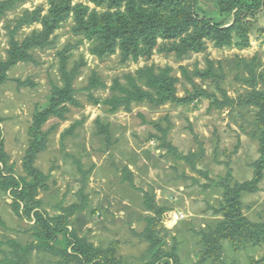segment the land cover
Returning a JSON list of instances; mask_svg holds the SVG:
<instances>
[{
    "label": "rangeland",
    "instance_id": "374dc122",
    "mask_svg": "<svg viewBox=\"0 0 264 264\" xmlns=\"http://www.w3.org/2000/svg\"><path fill=\"white\" fill-rule=\"evenodd\" d=\"M50 1L17 0L13 9L0 16V62L8 61L11 49L7 28L12 30L26 11L41 9L42 15L48 14ZM70 1L72 8L82 4L89 10L104 11L88 0ZM239 2L249 4L251 0ZM194 12L211 22L222 19L216 0H197ZM75 16L71 10L60 22L50 35L52 45L28 51L36 64L19 61L7 70L9 80L0 86L1 135L15 175L24 176L28 132L35 111L47 105L52 85L62 87L59 52L73 45L67 54L68 67L80 68L73 82L77 90L74 97L80 106L70 105L64 120L51 118L43 125L42 131L48 132L47 146L33 164L46 176L38 191L39 212L46 218L62 216L67 222L56 236V245L71 240L75 232L97 250L113 256L116 264L149 263L152 254L146 238V218L154 215L143 206L148 194L157 208L167 210L156 219V242L161 238L162 248L175 250L178 264H213L200 261L205 248L201 234L211 232L225 218L220 212L224 204L220 183L227 174L231 185L252 182L253 166L261 155L256 122L259 109L244 105V100L253 90L264 91V6L255 17H244L243 24L250 28L246 47L239 46L242 40L233 35L228 47L217 48L208 42L205 52L191 53L183 59L155 51L149 61L125 64L120 63L118 55L106 59L92 55L90 49L95 42L75 34ZM231 24L232 20L225 26ZM40 31L41 23L24 27L16 35L19 46L24 49L32 35ZM207 60L214 62L218 81L191 76L195 68L204 71ZM244 61L253 62L252 73L240 64ZM146 65L172 67L179 78L177 96L193 98V103H167L161 107L143 103L134 105L130 113H107L102 102L111 95L108 88L112 81L117 78L124 83L126 74ZM181 66L191 80L181 75ZM93 72L108 87L91 92L97 103L91 102L84 90ZM251 74L255 86L246 82ZM17 80L25 85H18ZM100 125L106 127V132ZM188 156L196 157L192 163L181 159ZM125 173L127 180H123ZM240 200L243 215L253 223L264 224V171L255 191H243ZM71 205L85 207L65 218L63 209ZM175 213L181 219L173 224L168 219ZM28 218L19 217L9 193L0 190V241L30 243L34 220ZM220 248V261L215 264H256L264 256V242L254 239L225 240ZM2 249L5 253L10 250L6 246ZM67 252L71 257L65 261L63 256L34 250L24 264H81L80 257L73 258L71 247ZM2 257L0 251V260ZM157 264H164V260Z\"/></svg>",
    "mask_w": 264,
    "mask_h": 264
},
{
    "label": "trees",
    "instance_id": "16d2710c",
    "mask_svg": "<svg viewBox=\"0 0 264 264\" xmlns=\"http://www.w3.org/2000/svg\"><path fill=\"white\" fill-rule=\"evenodd\" d=\"M95 8L103 7L102 12L89 10V7L77 4L71 7L70 0H51V10L48 14L42 15V10L33 12L26 11L16 20L14 28L8 27L9 44L8 61L0 62V86L8 82L7 70L18 63L33 62L36 64L32 54L28 51L33 49H44L52 45L50 35L63 22L69 12L73 10L76 18L75 34L85 38H91L95 46L90 49V53L97 58L106 59L113 55L119 56L121 64L127 62H137L140 59L149 61L156 51L159 54L173 55L178 59H183L191 53L205 52L207 43H214L215 47H228L232 44L233 35L241 39L239 46H248V31L250 28L244 17H255L264 6V0H251L249 4L241 3L239 0H216L220 10L219 22H211L206 17H200L195 12L197 0H88ZM17 0H5L0 2V16L3 17L6 11L15 7ZM67 5V8L64 7ZM69 12H68V11ZM66 11V12H65ZM68 12V13H67ZM66 13V14H65ZM232 20L230 26L226 23ZM41 23L43 31L35 32L30 43L22 49L16 39L17 33L24 27ZM73 45L68 44L59 52L60 66L58 69L62 87L52 85L48 103L42 110L35 111L32 124L29 127V144L25 152L23 162L24 176L17 177L13 164H9L10 158L4 149V140L0 129V190L9 193L12 205L19 217H30L33 224L30 227L32 241L28 244H20L15 240L5 242L0 241V251L3 254L0 264H24L34 250L49 253L52 256H63L67 261L71 255L67 249L72 248L74 259L83 264H116L113 256H109L103 251L97 250L92 243L84 238H80L75 232L71 233V240H64L61 246L56 245V236L61 234L64 226L67 225L62 216L56 218H46L38 210L40 200L38 191L43 188L46 176L34 167V161L40 151L47 146L48 132H43V125L51 118L59 120L65 119V114L69 112V106L78 107L80 103L74 95L77 90L73 87V82L78 74L79 66L69 69L67 55ZM255 59V58H254ZM219 64V63H218ZM247 71H254L253 62H241ZM220 64L218 69H220ZM181 75L188 80L191 76L201 80H219V74L215 71L214 62L207 60V68L200 72L195 68L193 74L187 72L184 67H180ZM247 79L248 84L255 86V77ZM179 78L173 74V68L166 66L158 68L154 65H146L137 69L133 74L124 76V83L115 78L108 88L100 77L93 72L88 79V84L84 88L88 92V98L93 103L97 99L91 94L97 89L108 88L111 95L104 99L102 105L106 107L107 113L114 114L119 111L130 113L134 105L147 103L153 107H161L167 103L190 104L193 98H179L177 96L176 85ZM18 85L24 86L25 83ZM244 105H254L258 107L256 114L257 130H260L259 152L260 158L255 163L254 178L252 182L244 185H231V176L227 174L220 183L224 188V204L220 212L224 215V220L209 233H202L205 245L201 253V262L211 261L213 264L220 261V250L222 241L243 240L244 242L255 241L264 242V224L249 221L242 213V202L240 200L243 191H255L256 185L262 179L264 171V91L253 90L245 98ZM98 124V123H97ZM100 128L106 132V127ZM196 156L181 158L187 163H192ZM123 180H127V176ZM144 209L152 213L153 217L146 218L148 222L146 238L150 242L149 251L152 254L151 261L147 264H157L164 260V264H178V257L175 250L166 251L162 248L163 239H157L154 235V225L157 217L167 211L165 207L157 208L153 196L145 194L143 201ZM84 205L79 207L71 205L63 209L70 217L76 212L84 209ZM21 210V212H20ZM9 247L5 253L2 247ZM256 264H264V256Z\"/></svg>",
    "mask_w": 264,
    "mask_h": 264
},
{
    "label": "built area",
    "instance_id": "2783aa9c",
    "mask_svg": "<svg viewBox=\"0 0 264 264\" xmlns=\"http://www.w3.org/2000/svg\"><path fill=\"white\" fill-rule=\"evenodd\" d=\"M180 216H181V215L178 214V213H177V214L175 213L173 216L170 214L168 220H170L171 223L175 224V223H177L178 221H180V219H181ZM165 221H167V219H166Z\"/></svg>",
    "mask_w": 264,
    "mask_h": 264
}]
</instances>
